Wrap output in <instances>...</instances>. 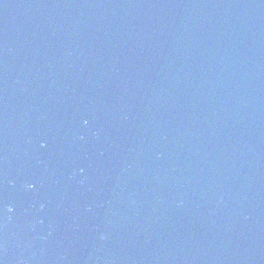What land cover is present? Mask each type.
Segmentation results:
<instances>
[{
  "label": "water",
  "instance_id": "1",
  "mask_svg": "<svg viewBox=\"0 0 264 264\" xmlns=\"http://www.w3.org/2000/svg\"><path fill=\"white\" fill-rule=\"evenodd\" d=\"M0 264H264V0H0Z\"/></svg>",
  "mask_w": 264,
  "mask_h": 264
}]
</instances>
